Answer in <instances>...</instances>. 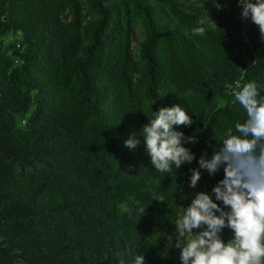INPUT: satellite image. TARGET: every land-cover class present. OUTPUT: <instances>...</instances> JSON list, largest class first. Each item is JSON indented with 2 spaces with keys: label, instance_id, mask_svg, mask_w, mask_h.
<instances>
[{
  "label": "trees",
  "instance_id": "1",
  "mask_svg": "<svg viewBox=\"0 0 264 264\" xmlns=\"http://www.w3.org/2000/svg\"><path fill=\"white\" fill-rule=\"evenodd\" d=\"M55 1L70 6L71 19L54 24L56 44L41 46L34 18L50 25L55 12L35 0H0V34L17 20L24 50L11 83L0 88V137L8 139L0 160L10 164L0 189V264H135L138 255L144 264H182L178 233L166 238L192 202L184 175L199 169V192L215 200L212 189L224 174L210 175L198 161L210 160L245 121L226 90L241 75L243 84L255 82L252 43L260 39L264 50V38L248 22L253 32L245 44L223 0H201V8L186 0H83L93 15L84 25L80 0ZM136 19L144 33L137 60ZM197 27L205 33L193 35ZM5 55L0 40V77ZM27 82L34 95L25 97ZM214 96L225 106L212 105ZM29 97L35 109L23 135L17 108ZM177 104L193 124L176 130L196 141L184 145L195 159L179 168V181L175 165L171 173L155 170L139 136L154 112ZM34 122L38 137L29 133ZM133 134L141 141L134 150L124 145ZM221 236L229 240L231 230Z\"/></svg>",
  "mask_w": 264,
  "mask_h": 264
},
{
  "label": "clouds",
  "instance_id": "2",
  "mask_svg": "<svg viewBox=\"0 0 264 264\" xmlns=\"http://www.w3.org/2000/svg\"><path fill=\"white\" fill-rule=\"evenodd\" d=\"M239 3L242 17L258 26L264 38V0ZM204 33V27L193 29V35ZM236 87L234 99L245 110V121L235 125L236 132L227 134L210 160L202 156L198 161L200 169L210 175L224 169V178L212 189L215 200L207 193H197L175 222V247L180 249L182 264L264 262V98L259 97L255 82H238ZM154 113L139 135L151 165L161 173H171L173 165L179 169L185 163L191 164L195 154L184 145L196 141L176 128L191 127L192 117L179 104ZM140 143L133 134L124 145L134 150ZM190 171V187L194 188L201 173L199 169ZM225 228L232 233L227 241L221 236ZM135 264H144V256L138 255Z\"/></svg>",
  "mask_w": 264,
  "mask_h": 264
},
{
  "label": "rangeland",
  "instance_id": "3",
  "mask_svg": "<svg viewBox=\"0 0 264 264\" xmlns=\"http://www.w3.org/2000/svg\"><path fill=\"white\" fill-rule=\"evenodd\" d=\"M186 3L191 8H201L203 6L201 3V0H198V1L190 0V2L186 0ZM35 4L38 9H42V7L51 8L55 12V15L53 16L50 25H47L46 23H44L42 20V17L34 18V25L31 31L35 32L36 35L39 36L41 40V46H44L49 43L56 44L57 42L55 40L53 26L58 20L64 23H67L71 19V15L69 13L70 6L65 1L62 2V1H55V0H35ZM223 5L226 6L228 14H230L231 12V16L234 18V21L237 23L238 29L243 30L245 34L249 37V34L253 32V30H251V27L253 29V25L249 27L248 22L249 24L251 23V21H249L250 19H245L242 17L241 15L242 6L240 5L239 0H223ZM80 17H81L82 25L89 22L93 17L92 12L89 10L88 5L83 0H80ZM1 22H3L2 24L8 23L7 20L3 18L1 19ZM135 22H136L135 23L136 41L132 44V50L135 55V59L137 60L138 59L137 44L138 42H141L144 40V33H143V29L141 27V23L139 22V20L136 19ZM15 24L18 25L17 20L14 21V24L9 26V29L6 31V33L0 34V40L3 44V48L6 51V55L1 63L3 74H2V77H0V88L2 89L7 88L9 86V84L11 83L10 76L13 75L12 71L17 69L19 66H21L23 59H24V56H23L24 50L21 47H19V42L21 38H23V33L22 31L17 30L15 28ZM252 46L255 51V58L252 59V65L255 64L256 66L257 64H259L258 65L259 68L256 69V74H254V80L257 84L258 92L261 95L262 93H264V50L261 45L260 39L258 43L256 44L252 43ZM58 48L60 51L61 44H59ZM230 53L232 57H234L236 54H239L237 48H234V51L232 50ZM231 72H232L231 70H225L224 74L230 75L232 74ZM9 77H10V80H9ZM215 88H216L215 84L212 85L213 95H215ZM21 90H22L21 91L22 95H25V92L28 90L30 93L29 96L34 95V92L32 90V84L30 82L25 83V85L22 86ZM25 97H27V95H25ZM29 98L31 100V97ZM212 105H214L217 108L225 106L223 101L216 99V96H214V101ZM235 108L241 111L244 110L239 103L236 105ZM34 109H35V105L34 103H32V100L30 102H22L20 106L17 108V111L24 113L21 119L20 118L16 119V123H17L16 126L19 127V130L20 132L23 133V135L27 134V129H25L26 128L25 124L32 117ZM217 121H218V124L216 122L217 126L219 128L225 129L226 127L224 125L225 121L223 119H218ZM35 124L37 125V123L34 122V124L30 127L29 133L35 137H38L40 132L36 129ZM2 128H3V125L0 124V130H3ZM233 131H236V129L234 128ZM5 143H8L7 137H0V148L4 147ZM9 166L10 164L8 161L0 160V189L3 187L5 181H7L8 174L10 172ZM222 168L223 167H221L216 173L224 174V172L222 171ZM174 179L176 181L182 180L181 171L179 169H177L174 172ZM190 193H191L190 197L193 200L195 195L199 193L198 185H196L194 188L191 187ZM209 195L213 196L211 193H209ZM172 223H173V226H172ZM172 223H171V230L166 238V241H168L172 236H175L174 235L175 233H178L174 225L175 223L174 222ZM175 257H176V253H175ZM176 260H177V257H176ZM18 264H21V262H19Z\"/></svg>",
  "mask_w": 264,
  "mask_h": 264
},
{
  "label": "built area",
  "instance_id": "4",
  "mask_svg": "<svg viewBox=\"0 0 264 264\" xmlns=\"http://www.w3.org/2000/svg\"><path fill=\"white\" fill-rule=\"evenodd\" d=\"M239 36H240V38L243 39V41H244L245 44H249V42L247 40V37H246V34H245V32L243 30H241V33L239 34ZM249 48H250V46H249ZM238 82L241 85L243 84V75H241L237 80H235L231 85H229L227 87L226 92L229 93V94H231V95H234V91L238 90L237 87H236ZM184 176L187 177V178H190L191 177V174L190 175L187 174V175H184Z\"/></svg>",
  "mask_w": 264,
  "mask_h": 264
}]
</instances>
